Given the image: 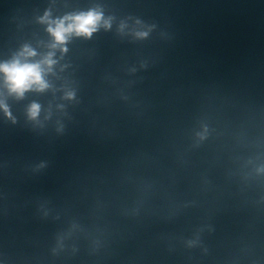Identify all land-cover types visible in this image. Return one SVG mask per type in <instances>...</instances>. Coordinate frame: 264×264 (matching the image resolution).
Returning a JSON list of instances; mask_svg holds the SVG:
<instances>
[{"label": "water", "instance_id": "1", "mask_svg": "<svg viewBox=\"0 0 264 264\" xmlns=\"http://www.w3.org/2000/svg\"><path fill=\"white\" fill-rule=\"evenodd\" d=\"M50 52L0 73V264H264V0H0V64Z\"/></svg>", "mask_w": 264, "mask_h": 264}, {"label": "clouds", "instance_id": "2", "mask_svg": "<svg viewBox=\"0 0 264 264\" xmlns=\"http://www.w3.org/2000/svg\"><path fill=\"white\" fill-rule=\"evenodd\" d=\"M102 16L99 12L89 11L74 16L65 17L59 21H55V27L50 26L48 31L54 37L55 43L52 45L56 48L57 45H62L66 42L68 37L75 33L76 35L90 36L96 30L98 23L101 21ZM67 22V24H66ZM110 26L105 21V27ZM66 51V49H62ZM27 57L35 56L36 53L32 50L25 48L21 54ZM53 53H49L39 63H21L19 60H14L9 64H0V73L5 76V81L8 86L9 92L16 94L18 97L23 96L24 92L35 87L38 91H43L49 85L44 79L45 68L51 70V66L55 63L52 59ZM0 107L7 108L0 104ZM39 113V105L33 104L29 109V114L35 118Z\"/></svg>", "mask_w": 264, "mask_h": 264}]
</instances>
